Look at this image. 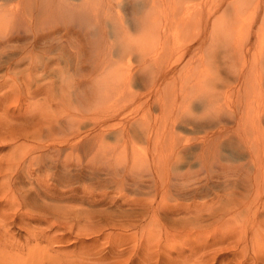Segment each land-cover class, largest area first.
Masks as SVG:
<instances>
[{
  "label": "rangeland",
  "instance_id": "374dc122",
  "mask_svg": "<svg viewBox=\"0 0 264 264\" xmlns=\"http://www.w3.org/2000/svg\"><path fill=\"white\" fill-rule=\"evenodd\" d=\"M34 1L2 0L1 2L0 0L3 8L7 11L12 10L7 12L8 15L10 14L9 17L12 18L17 14L12 20L9 18L11 20L7 27L9 31L6 30L7 35L11 32L13 40L11 38V41L0 43V170L2 171H0V247L6 248L4 246L7 245V251L17 254V249L24 247L25 242L30 239L23 228L24 225L44 228L45 221L53 223L62 220L60 210L99 215L101 222L97 221L102 225L110 220H115L114 224L118 223L122 220L121 212L127 213L128 209L122 203L123 198L120 193H123L126 197L124 199L127 200L133 197L130 200L132 201L136 196L131 192L140 189V198L150 197L143 203H150L157 208L154 219L149 212H145L141 219L137 217L131 219V223L136 220L142 228H147L143 236H141V227L134 228L131 227L132 224L127 229L116 226L112 229L111 226H105L100 235L89 236L92 239L87 237L88 241L85 245L74 239V232L65 234V239L71 238V240L62 245L66 247L64 251L69 257L71 253L75 254V258L66 256L64 260H76L82 264H114L115 261L120 262L119 264H238L239 261L252 264L251 247L240 252L239 247H243V244L237 238L239 234L243 235L245 212H241L242 206L252 197L250 192H245V189L253 185L250 175L254 176L256 174L254 172H257L255 167L247 168L249 151L254 152L253 164L258 162L264 169V137L259 139L257 147L247 145V149H244L236 139L238 131L236 128L239 127L240 131L246 132L263 129L264 132V51L260 47L261 38L264 36L262 33L264 32V0H104L106 2H99L100 6L97 2L91 3L88 8L97 9L93 11L97 17L94 18L93 23L98 32L96 35L100 34L101 28L108 31L110 25L119 28L120 25L124 28L129 26L130 29H127L130 33L121 32L120 35L118 32L115 37L106 34L109 40L106 44L110 46L111 58H107L109 62L99 63L95 68L89 66L87 56L83 57L80 65L77 63L74 43L77 44L79 37L70 33V27L81 19L77 20L78 17L62 9V6H65L64 0L60 2L54 0L51 4ZM48 3L51 11H47ZM143 3H147L149 9L147 16L150 15L153 19L152 23L154 22L152 24L154 37L156 32L160 30L164 32L160 31V41L156 42L161 44L163 41L162 49L160 44L159 46L156 44L158 48L154 45L155 50L146 45L148 50H151L149 51L151 54L148 50L145 53V48L138 50L135 46L133 48L134 40L130 39L132 36V39H136L138 33L130 28L132 16L129 15V11H138ZM235 4L238 7L241 5V10H238ZM40 8L41 10L46 8V15L44 12L40 13ZM63 10L65 15L61 12ZM183 11H187L189 16L194 18L191 23L193 26L189 24L190 19L186 29L181 26L184 22L180 23V19L185 14ZM40 15L44 16L40 19ZM215 21L221 24V27L215 24ZM182 25L187 24L185 22ZM181 28L184 29L181 31ZM167 32L171 35L172 32L178 33L173 34L174 36L168 34L169 37L166 39ZM132 33L134 34L129 35ZM179 33L180 35L177 36ZM48 35L50 36L47 37ZM120 37L124 41H121ZM126 39L129 40L125 42ZM164 40L168 44H166L167 48L164 46ZM127 46L129 48H126ZM80 48L85 49L81 44ZM149 55L154 59L149 60ZM106 64L111 68H119L120 74L117 72L116 76L110 78L107 76L108 80L99 84L100 88L94 90V95L91 96L87 90L92 86L90 81L101 73L105 76L104 70L108 67ZM165 70L171 72L165 76L166 80L160 81ZM158 73L160 77L155 76ZM252 84L254 91L250 90ZM101 86L108 91L107 95H103ZM79 87H81L80 90L78 89L79 92L85 91L84 93L87 94L81 95L87 98L86 103L80 102V95H78L79 100L75 96ZM98 95L103 98H99ZM95 100H102V103L100 102L102 105ZM103 101L107 103L104 104ZM93 102L95 104H92ZM83 103L84 105L80 106ZM101 106L104 107V111ZM113 111H118L121 115L103 123V132L99 138L108 146H105L106 149L110 147L111 151L120 152L122 157L120 158L123 159L119 160L121 162L128 164L131 151L135 148L146 166L153 155V148L158 153L162 151L160 156L164 157L168 154H163V150L173 148L172 145L177 142L172 154L170 150L166 151L172 157L167 156L170 166L166 167L167 173H163L164 179L150 176L145 170L140 176L135 177V181L142 183L138 184V189L132 187L131 180L124 184L125 188L124 185L120 186L114 182L111 169L117 167L111 166L110 161H107L110 166L97 165L94 173L91 169L78 172L79 166L73 167L77 163H74V159L84 154L81 151L70 153L63 145V141L71 138V132L76 129L87 134L90 140L94 138L93 140L97 141L99 128L95 126L96 123L107 116L106 112L112 114ZM221 126L227 129V134L215 142L217 146L214 145L213 152V160L221 164V168L214 167L211 172L201 171L199 177L194 178L196 176L192 174L197 171L196 167L205 161H210V158H207L209 154L203 152L205 148L198 141L210 136ZM127 127L130 129L129 132H125L128 131ZM151 130H154L157 136ZM33 133L38 134L33 137ZM147 133L149 139L145 137ZM154 141L158 145L155 146ZM38 144L40 146L59 144L60 146H54L62 151L60 155H55L56 153L54 154L51 149L30 153V146H38ZM92 144L95 145L96 142ZM160 146L165 148L159 152ZM111 151L108 150L110 153ZM64 157L71 158L74 164L69 168H61L58 159ZM55 158L57 160L54 163L59 166L53 163L57 168H51L48 165H51V161ZM171 162H176V165ZM11 163L12 172H16L12 175L16 187L13 188V194H4L7 189L5 183L10 175L6 173L10 170L7 169V165ZM171 165H174L172 167L175 175L173 168L170 169ZM222 165L229 166L230 170L223 168ZM45 166L50 167L48 171H45ZM246 168L249 170L248 175L245 173ZM45 172L49 174L46 173L45 176ZM177 173L180 175L187 173L189 177L179 178L180 175H176ZM118 186L122 187L120 193ZM167 192L169 198L164 196ZM28 193L30 197L27 196ZM153 193L156 195L154 196ZM152 194L154 199L151 197ZM25 196L30 199L28 202L24 201ZM161 196L164 199L162 202ZM132 207L140 208L141 205H132L130 209ZM43 214L46 216L41 217ZM194 216L199 218L195 219ZM188 218H192L193 222L189 224ZM80 220L79 226H83L89 219L80 217ZM260 221L264 222V214L260 217ZM180 223L182 225H179ZM6 231L9 233L5 235ZM165 231L168 235L167 233L164 235ZM60 234L62 232L51 230L48 236L53 238L54 235ZM165 236L168 238L165 239ZM33 245L34 242H31L30 246ZM44 245L46 246L42 242L39 246L45 247ZM52 246L57 247L56 244ZM87 250L90 251V255L85 259L88 256H84L83 253ZM118 250L124 252L120 257L116 255ZM95 252L98 254L95 255ZM22 253L25 254V250Z\"/></svg>",
  "mask_w": 264,
  "mask_h": 264
},
{
  "label": "bare ground",
  "instance_id": "6f19581e",
  "mask_svg": "<svg viewBox=\"0 0 264 264\" xmlns=\"http://www.w3.org/2000/svg\"><path fill=\"white\" fill-rule=\"evenodd\" d=\"M5 1V0H4ZM34 1V0H33ZM37 3L38 2H49L50 4H51V2L52 1H54V0H35ZM34 1V2H35ZM59 2L60 1H63V0H58ZM1 2H2V0H1ZM35 2V3H36ZM65 2V3H64ZM94 2H97V3H99V2H106V1H104V0H64L63 1V3L65 4V6H62V9L64 8V10L66 11V12H69V13H71L73 16H76V17H78L77 18V20L78 19H81V21L80 22H77L75 25H73L72 27H70V29H71V31H70V33L72 34V35H76V36H78L79 38H77V44H75L74 43V45H75V47H74V49H75V52H74V56H75V58L77 59V63H78V65H80L81 63H82V61H83V57L84 56H87L88 57V64H89V66H91V68H95L96 66H98L99 65V63H107V62H109V60L108 59H110L111 58V51H110V46L109 45H107L109 42H107V41H109L108 40V37H106V34L108 33L109 35L111 34L112 36H114L115 37V35L116 34H118V32H119V34L121 33V32H123V34H126V33H130L129 32V26L128 27H126V28H124L122 25H120V28L119 27H114L113 25H110L111 27H110V29L107 31L105 28L103 29V28H99L100 30H101V32H99L100 34L99 35H96L98 32H96V26L93 24L94 23V18H97V17H95L96 16V14L93 12V11H96L97 9L96 8H98L99 6H100V3H99V6L98 7H96L95 9L96 10H94V9H92V8H88V6H89V4H91V3H94ZM185 2V1H184ZM48 3V6H47V8L49 9H47V11H51L50 10V8H51V6H49L50 4ZM53 3V2H52ZM62 3V4H63ZM96 3V4H97ZM5 4V3H4ZM44 4V3H43ZM96 4H94V5H96ZM147 3H143L142 4V7H140L139 8V10L138 11H133V10H131V11H129V15L130 16H132L130 19H131V21H130V28L132 29V31L133 32H135V33H138V37L136 38V39H132L133 38V36L131 37V36H129V35H133L134 33H132V34H129L128 35V37H131L130 39L133 41L134 40V42L132 43L133 44V48H134V46L135 47H137V50H138V48H140V49H144V52L145 51H147L148 50V48L146 47V45L148 46V47H153L154 48V50L156 49L155 48V46L158 48V44H160L159 42L158 43H156L160 38H159V35L161 34V32L162 33H164L163 32V30L160 32L159 30V32L157 33L156 32V35H155V37H154V31H153V29H154V27L152 26V24H154V22L152 23V21H153V19H151V16L149 15V17L147 16L148 14V11H149V9H148V5H146ZM8 5V4H7ZM39 5V4H38ZM41 5V4H40ZM47 5V4H46ZM45 5V6H46ZM60 5V4H59ZM93 5V4H92ZM61 6V5H60ZM193 6H195V5H193ZM192 6V7H193ZM235 6H236V4H235ZM8 7V6H7ZM10 7V6H9ZM40 7V6H39ZM231 7V6H230ZM19 8V7H18ZM100 8V7H99ZM194 8H196V7H194ZM232 8H233V6H232ZM236 8L238 9V10H241L240 8H241V5H239V7L238 6H236ZM62 9H60V10H62ZM147 9V10H146ZM192 9V8H191ZM230 9V8H229ZM229 9H228V11H229ZM61 11V12H65V11ZM172 10H173V8H172ZM193 10V9H192ZM227 10V9H226ZM234 10H236V9H234ZM8 11H12V10H9L8 9ZM7 9H5V8H3V6L2 5H0V43H4V42H6V41H11V38H12V40H13V35L12 34H10L11 32H9V34L7 35L6 34V30L8 29L7 27H8V23H10L11 22V20H12V18H14L17 14V11H16V15L14 16V17H9V15L7 14ZM39 11H40V13L42 12H44V14L46 13L45 11H46V8H45V10H41V8L39 9ZM107 11H108V9H107ZM200 11V10H199ZM166 12V11H165ZM183 12H185V11H183ZM21 13V12H20ZM31 13V12H30ZM41 13V14H42ZM69 13H68V15H69ZM142 13H144V14H142ZM23 14V13H22ZM51 14V13H50ZM49 14V15H50ZM70 14V15H71ZM141 14V15H140ZM46 15V14H45ZM61 15V14H60ZM64 15H65V13H64ZM72 15L70 16V17H72ZM183 15V14H182ZM13 16V15H12ZM44 15H42V17H43ZM200 17H202L201 15H199ZM37 17V16H36ZM35 17V18H36ZM41 17V15H40V19L42 18ZM171 17H172V15H171ZM11 20H10V19ZM24 18V17H23ZM74 18V17H73ZM16 19H18V18H16ZM76 19V18H75ZM165 19V18H164ZM167 19V18H166ZM172 19V18H171ZM191 19V20H190ZM192 19L194 20V18L192 17H190L189 16V13H187V11L185 12V14L183 15V17H182V19H180V23L181 22H186V26L185 25H182V24H184V23H181V26H183L185 29H186V27L187 26H189V24L190 25H192L191 23L193 22L192 21ZM23 20V19H22ZM173 20V19H172ZM179 20V19H178ZM183 20V21H182ZM188 20H190L191 22L188 24ZM10 21V22H9ZM19 21H20V19H19ZM42 22V21H41ZM120 22V21H119ZM128 22V21H127ZM176 22V20L174 21V23ZM216 22V21H215ZM214 22V23H215ZM38 23V22H37ZM180 23L178 22V24L180 25ZM44 24V23H43ZM167 24H169V23H167ZM215 24H218L217 22L215 23ZM172 25V24H171ZM173 25H175V24H173ZM178 25V26H179ZM195 25V24H194ZM205 25V24H204ZM220 25V27H221V24H218V26ZM43 26V25H42ZM164 26V25H163ZM162 26V27H163ZM193 26V25H192ZM214 26H216V27H218L217 25H214ZM46 27V26H45ZM152 27H153V29H152ZM171 27V26H170ZM206 27V26H205ZM27 28H29L28 26H27ZM108 28H109V26H108ZM119 28V29H118ZM175 28V27H174ZM177 28V27H176ZM179 28H180V26H179ZM183 28V29H184ZM188 28V27H187ZM21 29V28H20ZM126 29V30H125ZM127 29H129V30H127ZM163 29V28H162ZM178 29V28H177ZM182 28L180 29L181 31L183 30ZM217 29V28H216ZM7 31H9V29L7 30ZM151 31H153V33H151ZM220 31V30H219ZM19 32V31H18ZM68 32V31H67ZM106 32V33H105ZM170 32V31H169ZM175 33L177 34L178 32H172V35L174 34L175 35ZM214 33V32H213ZM263 34H264V32H262ZM66 34V33H65ZM122 34V33H121ZM120 34V35H121ZM168 32H167V34H165V35H167L166 36V39H167V37H169L168 36ZM43 35V34H42ZM64 35V34H63ZM67 35H68V33H67ZM137 35V34H136ZM169 35H171V34H169ZM171 35V36H172ZM173 35V36H174ZM180 35V33L177 35V36H179ZM260 35V34H259ZM43 36H46V35H43ZM50 35H48L47 37H49ZM124 36V35H123ZM15 37V36H14ZM126 37H127V35H126ZM264 36H262V38H261V43H260V47H261V49L264 51V38H263ZM121 38V37H120ZM165 38V37H164ZM179 38H181V37H179ZM53 39V38H52ZM177 39V38H176ZM129 40V39H128ZM127 39L125 40V42H127L128 41ZM130 40V41H131ZM169 40H172V39H169ZM168 40V41H169ZM190 40V39H189ZM76 41V40H75ZM121 41H124L122 38H121ZM120 41V42H121ZM160 41V40H159ZM166 40H164V42H165ZM173 41V40H172ZM175 41V40H174ZM258 41H260V39L258 40ZM177 42V41H176ZM107 43V44H106ZM124 43V42H123ZM129 43V42H128ZM131 43V42H130ZM162 43H163V41H161V44H160V47L162 46ZM175 43V42H174ZM80 44L82 45V46H84L85 47V49H82V48H80ZM158 46H157V45ZM166 42H165V44H164V46L166 47ZM173 44V43H172ZM73 45V44H72ZM73 45V46H74ZM151 45V46H150ZM155 45V46H154ZM168 45V44H167ZM175 45V44H174ZM122 46V45H121ZM120 46V47H121ZM163 46V47H164ZM113 47V46H112ZM115 47V46H114ZM159 47V48H160ZM165 47H164V49H165ZM168 47V46H167ZM166 47V48H167ZM259 47V48H260ZM124 49H125V46L123 47ZM122 48V49H123ZM126 48H129L128 46L126 47ZM153 48H152V51H154L153 50ZM149 49H151V48H149ZM161 49H162V47H161ZM169 49V48H168ZM128 50V49H127ZM158 50V49H157ZM140 51V50H139ZM149 51H151V50H148V52ZM158 51H160V50H158ZM166 51V50H165ZM259 51H260V49H259ZM259 51H258V53H259ZM124 52H125V50H124ZM146 53V52H145ZM150 53V52H149ZM148 53V54H149ZM161 53H164L163 51H161ZM160 53V54H161ZM256 52H254V54H255ZM258 53H257V55H258ZM140 54V53H139ZM138 54V55H139ZM148 54H146V57H147V55ZM151 54V53H150ZM260 54H262L261 53V51H260ZM137 55V56H138ZM143 56V55H142ZM141 56V57H142ZM144 56H145V54H144ZM143 56V57H144ZM161 56V55H160ZM159 56V57H160ZM256 56V55H255ZM255 56H253V57H255ZM159 57H157V58H159ZM162 57V56H161ZM163 57H164V55H163ZM166 57V56H165ZM108 58V59H107ZM142 59V58H141ZM148 59L150 60V59H154V57H152V56H148ZM144 60V59H143ZM146 60V59H145ZM161 60H163L162 58H161ZM147 61V60H146ZM148 63V62H147ZM149 64H150V62H149ZM106 65H108V67H105V70H104V73H105V76L101 73V75H99L98 77H96V78H93L92 79V81H90L91 82V84H92V86H89V89H87L88 91H89V94L92 96V95H94V90H96V89H98V88H100L99 86V84H102V83H104V82H106L107 80H108V78H107V76L110 78V77H113V76H116L115 74L118 72V74H120L119 73V68H116V67H113V68H111L110 67V65L109 64H106ZM113 65V64H112ZM111 65V66H112ZM145 65H146V63H145ZM144 65V68H146V66ZM156 65V64H155ZM157 65H158V62H157ZM167 65V64H166ZM148 66V65H147ZM165 66V65H164ZM166 67V66H165ZM90 68V69H91ZM159 68V67H158ZM168 68V67H167ZM162 69V68H161ZM169 69H170V67H169ZM172 69V68H171ZM94 70V69H93ZM97 70V69H96ZM173 70V69H172ZM88 71V70H87ZM102 71V70H101ZM92 72V71H91ZM90 72V73H91ZM99 72V71H98ZM98 72H96L97 74H98ZM103 72V71H102ZM168 72L170 73L171 71H167V70H165V71H163V75H161V77H160V75H159V73L158 74H156L155 76H157V75H159V77H160V81L161 80H166V79H164L165 78V76H167V74H168ZM87 73V72H86ZM89 73V72H88ZM96 73H94V74H96ZM92 74V73H91ZM96 74V75H97ZM134 74V73H133ZM162 74V73H161ZM102 75H103V77H102ZM95 76V75H94ZM91 77V76H90ZM167 78V77H166ZM125 79V78H124ZM95 80H96V82H95ZM154 80H155V78H154ZM110 81V80H109ZM90 84V83H89ZM128 84V83H127ZM152 84V83H151ZM154 84V83H153ZM94 85V86H93ZM249 85H251V84H249ZM249 85H248V87H249ZM150 86V85H149ZM157 86H158V83H157ZM167 86V85H166ZM259 86V85H258ZM95 87V88H94ZM103 86H101V92L103 91V95H107V93H108V91H106V90H104V88H102ZM105 87H107V86H105ZM127 87V86H126ZM156 87V86H155ZM252 89H250V90H253L254 88V86H253V84H252ZM260 87V86H259ZM80 88L81 87H79V88H77V92H75V96H76V98L79 100V98H80V102H84V103H86L87 102V98L86 97H84V96H81V95H83L82 93H84L85 91H82V92H79V90H80ZM94 88V89H93ZM119 88V87H118ZM145 88V87H144ZM157 88V87H156ZM156 88H155V90H156ZM245 88V87H244ZM79 89V90H78ZM121 89V88H120ZM152 89H153V86H152ZM158 89V88H157ZM247 89H249V88H247ZM149 90H151V87H150V89ZM149 90H147V93H148V91ZM76 91V90H75ZM98 91V90H97ZM159 91V90H158ZM248 91V90H247ZM246 91V92H247ZM254 91V90H253ZM120 92H121V90H120ZM123 92V91H122ZM243 92V91H242ZM155 93H156V91H155ZM85 94V93H84ZM88 94V95H89ZM143 94V93H142ZM78 95H80L81 97H79L78 98ZM85 95H87V94H85ZM89 95V96H90ZM209 95V94H208ZM90 96V97H91ZM99 96V95H98ZM142 96V95H141ZM204 96V95H203ZM207 96V95H206ZM69 97V96H68ZM100 97H102L103 98V96H99V98ZM140 97V96H139ZM97 98V97H96ZM107 98V97H106ZM210 98V97H209ZM244 98H245V96H244ZM201 99H202V97H201ZM211 99V98H210ZM246 99H247V97H246ZM89 100V99H88ZM99 100V99H98ZM204 100V99H203ZM213 100V99H212ZM90 101V100H89ZM92 101V100H91ZM93 101H94V99H93ZM102 101V100H101ZM101 101H96L95 100V102L97 103L98 102V104H100V105H102L101 103ZM135 101V100H134ZM251 101H253V100H251ZM79 102V103H80ZM95 102H93L92 104H95ZM101 102V103H100ZM84 103L81 105L80 104V106H83L84 105ZM91 103V102H90ZM103 103H104V101H103ZM105 103H107V102H105ZM104 103V104H105ZM109 103V102H108ZM140 103V102H139ZM168 103V102H167ZM170 103V102H169ZM168 103V104H169ZM98 104H96V105H98ZM138 104V103H137ZM140 104H142V103H140ZM210 104V103H209ZM95 105V106H96ZM162 105H163V103H162ZM214 105H215V103H214ZM247 105V104H246ZM138 106L139 107H141L139 104H138ZM165 106V105H164ZM212 106V105H211ZM90 107V106H89ZM102 108H103V110L102 111H104V107L103 106H101ZM207 107V106H206ZM138 108V107H137ZM249 108H252V107H249ZM98 109V108H97ZM96 109V110H97ZM211 109V108H210ZM90 110V109H89ZM101 109H99V111H100ZM212 110V109H211ZM244 110H250V109H244ZM85 111H86V109H85ZM106 111H108V109H106ZM90 112V111H89ZM93 112H94V110H93ZM111 112V111H110ZM92 113V112H91ZM143 113V112H142ZM104 114H105V112H104ZM103 114V115H104ZM260 114V113H259ZM106 115L107 116H105L104 118H102L101 119V121H99L98 123H96V125L95 126H98V130H99V136H98V140L97 141H95V140H93L94 138H92L91 140L89 139V137H88V135L87 134H83L81 131H79V130H77L76 129V131L74 130L73 132H71V138L69 137L67 140H65V141H63V145H65L66 146V149H68L69 151H70V153H73V152H82V154H84V156H82L83 158H85L84 160V163H82V157H80V156H78V158H76V159H74L73 161H74V163H76V164H74V163H72V161H71V158H69V157H67V159H66V157H64L63 159H58L59 161L58 162H60V164H61V168H69L70 167V165H72V164H74L73 165V167L74 166H79V168H80V171H78V172H81V170H83V172H85L84 170H86V169H91V170H93V173H94V169H96L97 168V165H99V164H101L102 166H103V164L104 165H108V166H110L109 165V161L110 162H112V164H111V166L113 165V166H116L117 168H114V169H111V174L114 176L113 178H114V182L117 184V185H119L120 184V186H123L125 183L127 184V181L129 182V180H131V182H132V184H131V182H130V184L132 185V187H136L137 189L139 188V183L137 182V181H135V177L136 176H140V174L143 172V171H145L146 170V172L148 173V175H154L155 177H157V178H163L164 177V174L163 173H167V169H166V167H169L170 166V162H169V160H168V158H167V156L169 155L170 156V153L172 154L173 153V148H174V146H177L176 145V143H175V141H173V143H175V144H173L172 145V142H171V145L173 146V148L171 147V149H169L170 150V153H168V152H166V151H169V150H166L165 149V151L163 150L164 148H161V146H160V148H159V152L161 151V150H163V154L164 153H167L168 155L167 156H164V157H162V156H160V153L162 154V151L160 152V153H158V152H156L155 151V148H153L154 149V152H153V155H152V157H151V159H150V162H149V164H146V166H144V164H143V161H141V156H140V154H139V152H137V150H135V148L134 149H132V151H131V157H130V160H129V163L127 164V163H125V162H121V161H119V160H123V159H121L122 157H121V155H120V152H118L115 148V150L118 152H116V151H114V150H110L111 148L109 147V148H107L106 149V147H108L107 145H104L100 140V138L99 137H101V132H103V128H102V125H103V123L104 122H106L107 120H113V119H115V118H117L118 116H120L121 114H120V112H118V111H113V113L112 114H107V112H106ZM195 115V114H194ZM249 115V114H248ZM253 115V114H252ZM260 116V115H259ZM70 117V116H69ZM173 117H175V116H173ZM248 117H250V116H248ZM247 117V118H248ZM263 117V116H262ZM176 118V117H175ZM245 118V117H244ZM246 118V119H247ZM251 118H252V116H251ZM160 119V118H159ZM167 119V118H166ZM241 119V118H240ZM70 120H71V118H70ZM164 120H165V118H164ZM163 120V121H164ZM168 120V119H167ZM250 120H252V119H250ZM249 120V122H251ZM72 121V120H71ZM169 121V120H168ZM173 121V120H172ZM171 121V122H172ZM257 121V120H256ZM166 122V121H165ZM171 122H169V123H171ZM253 122H254V120H253ZM253 122H252V124H253ZM95 123V122H94ZM93 123V124H94ZM122 123V122H121ZM255 123V122H254ZM120 124V123H119ZM173 124V123H172ZM222 124V123H221ZM251 124V123H250ZM251 124V125H252ZM71 125H72V123H71ZM119 126V125H118ZM124 126V125H123ZM170 126V125H169ZM256 126V125H255ZM254 126V127H255ZM94 127V126H93ZM93 127H92V129H93ZM253 127V128H254ZM257 127V126H256ZM255 127V128H256ZM73 128V127H72ZM97 128V127H96ZM128 128V127H127ZM126 128V129H127ZM225 128V127H224ZM223 128V126H221V128H219L218 130H216L215 132H213L210 136H205V138H203L201 141L199 140L198 142H200V144L202 145V147H204L205 149H204V151L203 152H206V154H209V155H207V158H210V161L209 162H207V161H205V162H200V163H202V164H200L198 167H196L197 168V171L194 173V174H192L193 176H196V177H194V178H197V177H199V173L201 172V171H205V170H207V172H211L210 170L211 169H213L214 167L216 168V167H220L221 168V164H217L216 163V160L214 161L213 160V152H214V145L215 146H217V144L215 143L216 141H218V139H220V138H222V137H224L226 134H227V129L225 130ZM260 128V127H259ZM258 128V129H259ZM264 128V127H263ZM95 129V128H94ZM105 129V128H104ZM107 129H109V128H107ZM120 129V128H119ZM158 129V128H157ZM169 129V128H168ZM167 129V130H168ZM156 130V129H155ZM163 130V129H162ZM238 130V131H237ZM263 130V129H262ZM262 130H256V131H253V132H250V131H248V132H246L245 130H242V131H240V128L238 127V128H236V131H237V133H236V135H237V137H236V139L238 140V143L240 142V144L243 146V148L244 149H247V145H255V147H257V143H258V141H259V139H261V138H263L264 137V132L262 131ZM130 131V129L128 128V131H125V132H129ZM151 131H154V130H151ZM150 131V132H151ZM86 132V131H85ZM139 132H140V130H139ZM145 132V131H144ZM154 135H156V133H155V131L154 132H152ZM152 133H150V134H152ZM161 133H162V131H161ZM176 133V132H175ZM174 133V134H175ZM36 134H38V133H36ZM36 134H34L33 133V137H34V135H36ZM82 134H83V136H82ZM104 134V133H103ZM121 134V133H120ZM126 134V133H125ZM140 134V133H139ZM159 134V133H158ZM169 134V133H168ZM171 134H173V133H171ZM244 134L246 135L245 137H244ZM135 135V134H134ZM142 136H144V135H142ZM153 136V135H152ZM157 136V135H156ZM173 137H175L174 135H172ZM88 137V138H87ZM96 137V136H95ZM130 137V136H129ZM145 137H147V139H149V135H148V133L147 134H145ZM168 137V136H167ZM166 137V138H167ZM249 137V138H248ZM142 138V137H141ZM144 138V137H143ZM154 138V137H153ZM157 138V137H156ZM168 138H170V137H168ZM167 138V139H168ZM38 139H40V138H38ZM129 139V138H128ZM158 139V138H157ZM156 139V140H157ZM177 138H175V140H176ZM225 139V138H224ZM155 140V139H154ZM159 140V139H158ZM158 140H157V143H158ZM178 141V140H177ZM92 142H96V144L95 145H93L92 144ZM180 142V141H179ZM55 143V142H54ZM156 143V144H157ZM61 144V143H60ZM149 144V143H148ZM153 144H155V141H154V143ZM156 144H155V146H156ZM180 144V143H179ZM54 145H57V146H60L59 144H52V145H45V144H43V145H41L40 146V144H38V146H30V148H29V152L30 153H35V151L37 150H44L45 151V149H51V150H53L54 151V154L55 155H57V154H59L61 151H62V149H60V148H57V147H55ZM62 145V144H61ZM104 145V146H103ZM158 145V144H157ZM161 145V144H160ZM165 145V144H164ZM167 145V144H166ZM165 145V146H166ZM106 146V147H105ZM154 146V145H153ZM184 146V145H183ZM186 146V145H185ZM219 146V145H218ZM105 147V148H104ZM107 150V151H106ZM108 150L109 151H111V153L110 152H108ZM203 150V149H202ZM52 151V152H53ZM178 151H179V149H178ZM50 151H48V153H49ZM174 152H175V150H174ZM216 152H218V151H216ZM47 153V152H46ZM249 153H250V155H249V162H248V167L247 168H251V169H254V167H255V170L258 172H254V173H256L254 176H252V175H250V179H251V182L253 183V185H254V188H253V185L251 184L250 186H249V188H246L245 189V192H250L251 193V195H252V197L251 198H249V202L247 201L246 202V204H244V206H242V213L243 212H245V217L243 218L244 219V221H243V224H244V227H243V235L242 236H240V234L238 235V238L237 239H239V241H240V243H242L243 244V247L242 246H240L239 248H240V252L242 251H244V250H246V249H248V247H251V253H252V255H253V258L251 259L252 260V264H264V222L263 221H260V217H262V215L264 214V169L260 166V164L258 163V162H255V164H253V154H254V152H252V151H249ZM53 153H52V155H54ZM110 154H111V156H110ZM28 156L30 155V154H27ZM60 155V154H59ZM77 155V154H76ZM177 155H179V154H177ZM26 156V155H25ZM24 156V157H25ZM89 156V157H88ZM173 156H176V155H173ZM41 158H42V155L40 156ZM58 157V156H57ZM88 157V158H87ZM109 157H111V158H109ZM121 157V158H120ZM124 157V156H123ZM172 156H170V158H171ZM177 157V156H176ZM216 157V156H215ZM214 157V158H215ZM35 158H37V157H35ZM54 158V157H53ZM59 158V157H58ZM80 158H82V159H80ZM109 158V159H108ZM218 159V158H217ZM40 160V159H39ZM57 159L55 158L54 159V161L52 160L51 162H52V164L51 165H53V163L56 161ZM77 160V161H76ZM27 161V160H26ZM108 161V162H107ZM219 160H217V162H218ZM50 162V163H51ZM80 162V163H79ZM105 162H107V163H105ZM56 163V162H55ZM54 163V164H55ZM172 164L173 163H175L174 165H176V162H171ZM261 163V162H260ZM51 165H48V166H50L51 168H54L55 166H57L56 164H55V166L53 165V166H51ZM101 165H99V167L101 166ZM174 165H171V170H172V168H173V174L175 175V171H174V167H172V166H174ZM48 166H45L46 168H45V171H48V169L50 168V167H48ZM59 166V165H58ZM57 166V167H58ZM81 166V167H80ZM197 166V165H196ZM226 166V165H225ZM224 165H222V167L223 168H229L228 170H230V167L228 166H226L225 167ZM244 166V165H243ZM11 167H13L12 166V163H11V165L10 164H8L7 165V169H9L10 168V170H11ZM28 167V166H27ZM48 167V168H47ZM57 167H55V168H57ZM98 167V169L100 170V168ZM105 167V166H104ZM244 167H246V166H244ZM244 167H243V169H244ZM15 168V167H14ZM101 168H103V167H101ZM113 168V167H112ZM223 168H222V170H223ZM246 168V169H247ZM175 169H177L176 168V166H175ZM242 169V168H241ZM242 169V170H243ZM245 169V170H246ZM10 170H8L6 173L7 174H10L8 177L7 176H5L4 175V177H7V180H6V183H5V185L7 186L6 188V191H4V194H13V188L14 187H16V184L12 181V175H13V172H15V171H13L12 172V170L10 171ZM99 170H97V171H99ZM102 170V169H101ZM226 170V169H225ZM1 171V170H0ZM51 171V170H50ZM49 171V172H50ZM86 171H89V170H86ZM103 171H105L106 172V170L105 169H103ZM238 171H239V169H238ZM244 171V170H243ZM248 169H247V171H245V173L248 175ZM2 172V171H1ZM8 172H10V173H8ZM145 172V173H146ZM16 173V172H15ZM46 173H48V172H45L44 173V175L46 174ZM144 173V172H143ZM180 173V172H179ZM228 173V172H227ZM253 173V172H252ZM259 173H261V174H259ZM49 174V173H48ZM88 174V173H87ZM207 174V173H206ZM239 174V173H238ZM82 175H84V174H82ZM108 175V174H107ZM106 175V176H107ZM176 175H180V174H176ZM189 174H187V173H184V175L182 174V175H180V177L179 176H177V177H179V178H184V179H186V178H188L189 176H188ZM191 175V176H192ZM208 175V174H207ZM45 176H47V174L45 175ZM105 176V177H106ZM192 176V177H193ZM206 176V175H205ZM107 177H109V178H111V176H107ZM106 177V178H107ZM174 177V176H173ZM191 177V178H192ZM204 177V176H203ZM137 178V177H136ZM140 179H141V177H140ZM164 179V178H163ZM199 179V178H198ZM238 179H240V177L238 178ZM110 180V179H109ZM113 179H111V181H112ZM194 180V179H193ZM111 181H109V182H111ZM141 181V180H140ZM125 184V185H126ZM129 184V183H128ZM140 184H142V183H140ZM112 185V184H111ZM125 185H124V187H125ZM134 185V186H133ZM120 186H118V188L120 187ZM127 187H128V185H127ZM121 188L122 187H120L119 189H120V191H119V193L121 192ZM126 188V187H125ZM118 189V190H119ZM135 190V189H134ZM125 191V190H124ZM138 191V192H137ZM140 191V189L139 190H136V192L135 191H133V192H131L134 196H136L134 199H132V201H130L131 200V198H133V197H130L128 200L127 199H124V198H126L125 196H124V194L123 193H120V196L123 198V199H121V201H123L122 203L124 204V205H126L127 207H128V209H127V213H122L121 212V215H120V217L122 218V220H124V221H122V220H120L118 223L116 222L115 224L113 223L114 221L113 220H110V221H108V222H105V224L104 225H102L101 223H98V221H100L99 220V218H100V216L99 215H96V216H93V215H89V214H87V213H85V212H81V211H79V212H77V211H73V213H71V212H66L65 210H60L61 211V218H62V220L60 219L59 221H55V222H53V223H49L48 221H45V222H43V223H45L44 225V228H36V227H32V226H29V225H24V229L26 230V232H27V235H29V237L28 238H30L27 242H25V244H24V247H22L21 245V249H17V254H11V252L10 251H7V245H5L4 247H6V248H2V247H0V264H82L81 262H78V261H76V260H64V257H66V256H68L66 253H65V251H64V249L66 248V247H64V246H62L63 244H65V243H68V241H69V239L71 240V238H68V239H65V234H72L73 232V235H74V239H76L78 242H82V245H85V243L88 241L87 239V237H89V236H91V235H94V234H99V233H101L102 231H103V228H105V226H111L112 227V229H113V227H120L121 229H127L128 227L130 228V225H131V227H134V228H136L135 226H139L138 228H140L141 227V225H139V223L137 224L136 223V220H135V222L134 223H131V219L132 218H134V217H137V218H139V219H141L140 217H142V215L145 213V212H149V213H151L152 214V218L154 219V218H156L155 217V213L157 212L156 211V209L157 208H155V207H153V206H151L150 205V203H148V204H144L143 202L145 201V200H147V199H149L150 197H148V198H145V197H142V198H140L139 197V194H141V192H139ZM118 192V191H117ZM123 192V191H122ZM135 192V193H134ZM154 194V193H153ZM153 194H152V196L151 197H153L152 199H154V196L156 195V194H154V196H153ZM127 195V194H126ZM133 195H131V196H133ZM27 196L28 197H30L29 196V193L27 194ZM143 196V195H142ZM164 196H166V197H168V192L166 193V195H164ZM169 196H170V194H169ZM171 197V196H170ZM169 198V197H168ZM174 198H176V197H174ZM173 199V198H172ZM171 199V200H172ZM30 200V199H29ZM28 200V198L25 196V198H24V201H26V202H28L29 201ZM151 200V199H150ZM161 202L162 201H164V199H163V197L161 196ZM151 203H152V200L150 201ZM144 204V206L142 207V205ZM163 204V203H162ZM132 205H141V207L140 208H133L132 207V209H130V206H132ZM161 205V204H160ZM163 206V205H162ZM126 207V208H127ZM157 207H158V205H157ZM161 207V206H160ZM159 208V207H158ZM171 208V207H170ZM50 210V209H49ZM72 210V209H71ZM52 211V210H51ZM195 211H197V210H195ZM203 211H205V210H203ZM198 212V211H197ZM202 213V212H201ZM120 214V213H119ZM211 214V213H210ZM193 215V214H192ZM195 215V214H194ZM43 216H46L45 214H43L41 217H43ZM56 216V215H55ZM191 216V215H190ZM196 216H198V215H196ZM200 216V215H199ZM58 217V216H57ZM80 217H83V218H85V219H89L90 220V222H89V220H87V221H85V223L86 224H84L83 226H79V221H81L80 220ZM195 217V216H194ZM44 218H46V217H44ZM115 218V217H114ZM148 218V217H147ZM193 218V217H192ZM192 218L191 219H189L188 221H189V224L190 223H192L193 222V220H192ZM199 218V217H198ZM197 217H195V219H198ZM138 219V220H139ZM152 219V220H153ZM194 219V218H193ZM83 220V219H82ZM98 220V221H97ZM145 220V219H144ZM184 220V219H183ZM101 222V221H100ZM136 223V224H135ZM157 223V222H156ZM187 224V223H186ZM179 225H182V223H180ZM149 226V225H148ZM119 228V229H120ZM171 228V227H170ZM147 229V228H146ZM145 228H140V231H141V236H143V232L146 230ZM164 229V228H163ZM55 231V232H62V234H60L59 236H55L54 235V237L53 238H50V236H48V233L50 232V231ZM227 233L229 232V231H226ZM226 232H224V233H226ZM5 233V235L7 234V233H9V231H6V232H4ZM164 233V232H163ZM166 233H167V235H168V232H166L165 231V233H164V235H166ZM223 233V234H224ZM100 235V234H99ZM250 235V236H249ZM149 236L151 237V233H150V231H149ZM223 236H225V235H223ZM92 237V236H91ZM230 237V236H229ZM232 237V236H231ZM237 237V236H236ZM90 238V237H89ZM135 238V237H134ZM149 238V237H148ZM166 238H168V237H166L165 236V239ZM225 238H227V236H225ZM90 239H92V238H90ZM236 239V240H237ZM27 240V239H26ZM229 241H230V239H228ZM31 242H34V245L33 246H30V244H31ZM45 243L46 244V246L45 247H40L39 245L41 244V243ZM136 242V241H135ZM13 243V242H12ZM11 243V244H12ZM53 244H56L57 245V247L55 246H52ZM237 244H239V243H237ZM237 244H236V246H237ZM233 245H234V243H233ZM19 246V247H20ZM18 247V246H17ZM16 247V248H17ZM141 247V246H140ZM235 247V246H234ZM233 247V248H234ZM85 248V247H84ZM237 248V247H236ZM81 249V248H80ZM14 250H16V249H14ZM25 250V254L24 253H22V251H24ZM67 251V250H66ZM127 251V250H126ZM113 252V251H112ZM128 252V251H127ZM131 252V251H130ZM141 252V251H140ZM123 251H119L118 250V254H116L118 257H120L121 255H123ZM129 253V252H128ZM135 253H136V251H135ZM137 253H139V252H137ZM235 253V252H234ZM73 253H71V255H70V257L69 258H71V256H73L74 258H75V254L74 255H72ZM84 254V256H88V257H86L85 259H88L89 258V255H90V251L89 250H87L86 252H84L83 253ZM95 255L96 254H98V252H95L94 253ZM93 254V255H94ZM131 255V254H130ZM135 255V254H134ZM61 256V257H60ZM81 256V255H80ZM114 256V255H113ZM132 256V255H131ZM146 256V255H145ZM72 257V258H73ZM102 257V256H101ZM249 257V256H248ZM114 258V257H113ZM127 258H129V257H127ZM111 260V259H110ZM125 261V260H124ZM121 262H123V261H121ZM240 263H238V264H244V262H241V261H239ZM251 262V261H250ZM120 263V262H119ZM118 262L116 263V261L114 262V264H119ZM156 264V263H155Z\"/></svg>",
  "mask_w": 264,
  "mask_h": 264
}]
</instances>
